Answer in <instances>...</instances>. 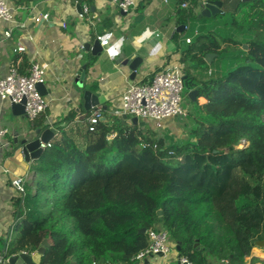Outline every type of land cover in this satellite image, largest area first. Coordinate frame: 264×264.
<instances>
[{
    "label": "trees",
    "instance_id": "obj_1",
    "mask_svg": "<svg viewBox=\"0 0 264 264\" xmlns=\"http://www.w3.org/2000/svg\"><path fill=\"white\" fill-rule=\"evenodd\" d=\"M181 1L191 6L178 21L201 22L179 59L183 94L197 90L184 138L168 142L107 105L89 130L91 111L80 121L83 103L72 109L65 119L78 124L55 123L13 200L6 258L36 252L45 238L38 264H133L148 231L164 230L190 264H246L264 241V0L199 20L202 1Z\"/></svg>",
    "mask_w": 264,
    "mask_h": 264
},
{
    "label": "crops",
    "instance_id": "obj_2",
    "mask_svg": "<svg viewBox=\"0 0 264 264\" xmlns=\"http://www.w3.org/2000/svg\"><path fill=\"white\" fill-rule=\"evenodd\" d=\"M142 1L138 0L134 10L125 14L120 9L116 13L118 7L110 0H92L90 13L80 17L77 9L79 0H9L13 20L0 22V77L5 76L14 65L25 74L32 61L45 64L43 96L48 103L41 117L34 120H42L46 127L34 128L26 125V117L14 115L9 103L0 101L1 125L7 129L6 144L0 146V249L10 232L13 200L17 197L10 185L11 179L22 176L26 186L33 175L30 168L35 159L25 160L19 142L26 137H35L37 129L42 132L51 128L55 135V123L65 119L72 109H79L86 89L98 97L100 106L107 105L115 111L120 109L121 95L130 83H148L155 70L168 63L180 64L181 51L187 46L185 39L192 38L201 23L198 21L191 25L178 21L180 9L189 8L190 2H187V7H182L181 0H145L144 5ZM201 1L202 4L194 9L198 20L201 17L197 15L205 0ZM231 8L226 1L222 5V10ZM44 13L48 15L46 19L35 20ZM180 25L184 27L178 28ZM8 28H11V35L4 37ZM186 30H190L191 34ZM174 33L177 35L173 37ZM97 36L108 40L101 52L93 55L90 51H82L84 43H93ZM25 37H30L36 45L31 60L25 51H14ZM133 56L141 57L142 61L131 79L129 68L123 61ZM25 58L27 64L23 63ZM88 60L92 63L85 68L83 87L80 88L74 80ZM204 101V98H199L200 103ZM78 120L82 119L79 117ZM179 121L176 118L164 121L161 130L156 132L157 136L168 142L182 138ZM76 124V120L61 122L66 129ZM175 254L166 259L151 257L148 260L150 264H176ZM260 260H264V243L257 245L256 242L246 264H262Z\"/></svg>",
    "mask_w": 264,
    "mask_h": 264
},
{
    "label": "built area",
    "instance_id": "obj_3",
    "mask_svg": "<svg viewBox=\"0 0 264 264\" xmlns=\"http://www.w3.org/2000/svg\"><path fill=\"white\" fill-rule=\"evenodd\" d=\"M68 1V0H61ZM125 14L131 13L136 7L138 0H110ZM182 7H187L188 3L182 2ZM90 13L89 5L83 3L80 6L79 16L82 17ZM48 15L44 13L35 20L46 19ZM13 13L9 0H0V22H11ZM11 28L4 31V37H10ZM101 46L108 44L107 39L97 36ZM189 43L190 38L185 39ZM15 52L25 51L24 46L19 43L14 49ZM47 66L38 61H32L27 68V72L22 74L18 71V66H11L8 73L0 77V101L6 103H21L24 100V115L29 120H34L47 108V100L41 94L37 85L44 84ZM182 67L179 63H168L155 70L148 83L132 82L121 95L120 113L136 116L140 120H152L156 128H161L163 122L170 118H184L188 115V110L182 106V94L184 89ZM87 117L88 129L93 130L94 125L102 116V107H93ZM7 129L2 127L0 118V146L5 145V135ZM50 141L40 142L39 147L45 149L49 147ZM11 187L19 195L25 194V178L17 176L11 179ZM149 245L144 250L136 254L135 260L142 264L145 258L161 257L169 258L176 253L178 264H190L188 259L178 256L175 244L172 243L164 230H149ZM34 253V252H33ZM30 253V254H33ZM6 257L0 249V264L6 263ZM95 264V263H93ZM124 264V263H121ZM166 264V263H160Z\"/></svg>",
    "mask_w": 264,
    "mask_h": 264
},
{
    "label": "water",
    "instance_id": "obj_4",
    "mask_svg": "<svg viewBox=\"0 0 264 264\" xmlns=\"http://www.w3.org/2000/svg\"><path fill=\"white\" fill-rule=\"evenodd\" d=\"M242 1H248V0H242ZM222 5L223 2L221 0H205L203 2V7L200 11V13L197 15L198 18L200 17H210L212 15H215L217 13L222 12ZM78 11L80 10V6H77ZM121 13H124L121 11ZM184 25H180L178 28H183ZM22 45L25 48V52L27 55V58L31 60L32 56L34 55V52L36 50V45L32 41L30 37H25L22 41ZM245 48V45L243 46ZM102 50V46L100 45V42L96 39L93 41V43H84L82 51L88 52L90 51L93 55H98ZM215 54L214 53H208L205 56V59L208 63L212 61L214 58ZM142 59L139 56H133L130 59H126L123 61V64L127 65L130 71V77L133 79L135 77L137 68L139 67ZM85 68L86 65H82L78 76L75 78L74 82L77 86L80 88L83 87V78L85 74ZM185 79V76L183 75L182 77ZM38 89L40 90L41 94H45L44 91V85L39 83L37 85ZM197 96V90H191L188 93V97L191 99V101H194ZM10 105V110L11 112L16 115V116H21L25 117L24 115V100L21 103H11ZM99 105V100L98 97L92 93L90 90H84L83 92V108L85 110V113H83L80 116V119H84L86 117V112L90 111L93 107ZM121 117L126 120L128 124H133V125H139L143 126L145 122L143 120L138 119L136 116H128L126 113H122ZM101 119H104V117H101ZM35 137H26L23 138L19 144L21 146V151L25 156V160L29 161L30 159H37L43 149L39 147L40 142H48L54 135V130L51 128H46L42 132L37 129L35 132ZM158 214H161V211H158ZM146 231L145 228H141L138 230L139 233H144ZM264 241H257V245L263 244ZM197 246V243H195ZM49 246L47 239H43L40 247L37 249L36 252L33 254L26 253V252H21L18 254H13L9 256L6 259L5 264H38L40 261V258L42 254L44 253L45 249ZM6 247V243H2V248L1 250L4 251ZM175 249L179 254V249H180V243L176 242L175 243ZM149 260L148 258H145L142 262V264H148ZM133 264H140L138 261H135ZM178 264V262L176 263Z\"/></svg>",
    "mask_w": 264,
    "mask_h": 264
},
{
    "label": "rangeland",
    "instance_id": "obj_5",
    "mask_svg": "<svg viewBox=\"0 0 264 264\" xmlns=\"http://www.w3.org/2000/svg\"><path fill=\"white\" fill-rule=\"evenodd\" d=\"M227 2H229V5L231 4V7L233 8V7H235V6H237L236 4L238 3V1L239 0H226ZM144 4H146V1L145 0H143L142 1V5H144ZM115 12L116 13H118L119 12V8H116L115 9ZM186 32L188 33V34H191V31L190 30H186ZM182 106L184 107V108H187V109H190L191 108V103H190V99H189V97H188V94H182ZM41 115V114H40ZM130 116V115H129ZM36 119V118H35ZM34 119V120H35ZM171 119H175V117L174 118H171ZM176 119H179V118H176ZM168 119H166L165 121H167ZM180 121H179V129H182V134H183V136H182V138H184V136L186 135V129H185V127H184V125H186L187 123H190L189 122V118H188V116H186V117H184L183 119H179ZM24 122L26 123V125H28V127H31L30 126V124L32 123V120H29V119H25L24 120ZM146 122V127L147 128H150L151 130H153L154 132H158V131H160L161 129L160 128H156L155 127V125H154V123L151 121V120H146L145 121ZM5 139V138H4ZM241 145H239V147H240ZM170 260V259H169ZM167 263V262H166ZM168 264V263H167Z\"/></svg>",
    "mask_w": 264,
    "mask_h": 264
}]
</instances>
